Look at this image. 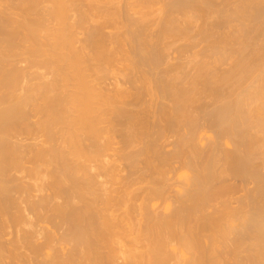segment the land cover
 <instances>
[{
    "label": "bare ground",
    "instance_id": "6f19581e",
    "mask_svg": "<svg viewBox=\"0 0 264 264\" xmlns=\"http://www.w3.org/2000/svg\"><path fill=\"white\" fill-rule=\"evenodd\" d=\"M0 264H264V0H0Z\"/></svg>",
    "mask_w": 264,
    "mask_h": 264
},
{
    "label": "rangeland",
    "instance_id": "374dc122",
    "mask_svg": "<svg viewBox=\"0 0 264 264\" xmlns=\"http://www.w3.org/2000/svg\"><path fill=\"white\" fill-rule=\"evenodd\" d=\"M155 7H157V6H155ZM180 44H182V43H181V42H179V43H178V45H180Z\"/></svg>",
    "mask_w": 264,
    "mask_h": 264
}]
</instances>
